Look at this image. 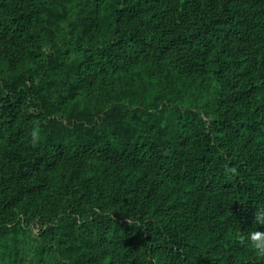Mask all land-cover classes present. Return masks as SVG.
<instances>
[{
	"label": "trees",
	"instance_id": "obj_1",
	"mask_svg": "<svg viewBox=\"0 0 264 264\" xmlns=\"http://www.w3.org/2000/svg\"><path fill=\"white\" fill-rule=\"evenodd\" d=\"M107 1L0 0V264H264L244 239L264 208V0H120L110 19ZM141 68L201 86L211 121L30 143L47 110Z\"/></svg>",
	"mask_w": 264,
	"mask_h": 264
},
{
	"label": "rangeland",
	"instance_id": "obj_2",
	"mask_svg": "<svg viewBox=\"0 0 264 264\" xmlns=\"http://www.w3.org/2000/svg\"><path fill=\"white\" fill-rule=\"evenodd\" d=\"M119 6L120 0H108L106 18ZM47 111L49 122L40 127L45 137L42 143L76 142L106 132L129 143L135 131L148 133L161 143L172 139L178 115L210 122L216 113L214 98L201 86L177 79L171 71L153 83L145 68L100 79L87 88L86 95Z\"/></svg>",
	"mask_w": 264,
	"mask_h": 264
},
{
	"label": "clouds",
	"instance_id": "obj_3",
	"mask_svg": "<svg viewBox=\"0 0 264 264\" xmlns=\"http://www.w3.org/2000/svg\"><path fill=\"white\" fill-rule=\"evenodd\" d=\"M30 143L35 147L41 144L45 137L42 135L40 127L34 126L30 130ZM236 169H227L225 170V175L229 179L235 174ZM254 229L247 233V236L244 238L247 242L248 248L251 250L252 254L258 261H264V232L259 231L258 228L264 226V208L257 209L254 217ZM112 259L111 256L105 257L101 264H108V261Z\"/></svg>",
	"mask_w": 264,
	"mask_h": 264
}]
</instances>
